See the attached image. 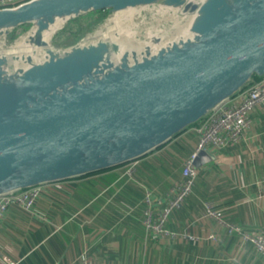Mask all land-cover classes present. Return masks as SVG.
I'll return each instance as SVG.
<instances>
[{"label": "water", "instance_id": "1", "mask_svg": "<svg viewBox=\"0 0 264 264\" xmlns=\"http://www.w3.org/2000/svg\"><path fill=\"white\" fill-rule=\"evenodd\" d=\"M151 5L186 25L196 16L192 35L166 41L163 29L148 31L160 46L121 60L111 58L115 38L56 49L42 37L58 17ZM21 25L37 26L34 44L49 49L13 71L0 56V195L139 159L264 76V0H29L0 8V36ZM222 157L202 149L193 163Z\"/></svg>", "mask_w": 264, "mask_h": 264}, {"label": "crops", "instance_id": "2", "mask_svg": "<svg viewBox=\"0 0 264 264\" xmlns=\"http://www.w3.org/2000/svg\"><path fill=\"white\" fill-rule=\"evenodd\" d=\"M250 115L241 140L212 150L223 155L221 162L199 168L192 192L170 214L168 227L196 240L157 237L144 225L145 189L163 201L196 151L199 135L191 126L159 152L135 160L131 177L120 166L41 184L31 210L11 206L1 221L0 264H264L237 230L264 234V103ZM174 145L187 149L175 155L180 166L168 174L157 158L172 156ZM208 205L223 213V221L203 217Z\"/></svg>", "mask_w": 264, "mask_h": 264}, {"label": "built area", "instance_id": "3", "mask_svg": "<svg viewBox=\"0 0 264 264\" xmlns=\"http://www.w3.org/2000/svg\"><path fill=\"white\" fill-rule=\"evenodd\" d=\"M29 0H0V8L12 7ZM264 103V78H252L236 95L222 101L204 118L195 125L199 135L196 151L184 162L182 178L176 180L169 188L163 201L155 197L154 190L145 189L144 225L149 232L157 237H179L196 240L194 235L186 232H176L168 227V221L173 209L180 207L192 192L195 181L199 176V168L193 163L198 151H221L226 147L238 143L244 136L251 123V111ZM135 166L127 167L125 174L131 177ZM41 193V185L15 190L0 195V223L11 206H18L24 210H31ZM259 195L264 196V178L259 189ZM159 201V203L157 202ZM160 204H163L160 206ZM203 217H215L223 221V213L211 206H207ZM233 229V227L231 226ZM246 240L251 241L256 250L264 256V234H250L237 229ZM216 239L215 234L209 236ZM12 264L14 262L10 261ZM81 264H91L88 259H83Z\"/></svg>", "mask_w": 264, "mask_h": 264}, {"label": "rangeland", "instance_id": "4", "mask_svg": "<svg viewBox=\"0 0 264 264\" xmlns=\"http://www.w3.org/2000/svg\"><path fill=\"white\" fill-rule=\"evenodd\" d=\"M90 13L93 12H88L79 15L76 18L61 23L60 26L61 28L59 27L60 29H58L56 34L55 35L53 34L51 38V42H50L51 45L56 49H64L75 44L80 40L86 42H93L100 39L112 41L114 37L115 38L117 37L119 43L121 41L124 44H131V46L133 45V47H138L141 49L143 47L141 46L142 43H144L149 38L148 31H159L163 29L166 32V34L163 32L166 35L165 40L170 41L173 40L176 35L180 34L178 32H181L183 27L186 25L185 23L186 19H182V17H180L177 12L175 13L161 12L157 8H154V6L151 5V6L136 7L133 9L130 8L127 10L117 12V14L111 13L109 11H104L100 16V18L97 19L96 23L93 26L89 27L86 31H84L82 35H80L79 37L74 36L73 35L74 33L69 35L67 34L65 35L63 33L64 30L71 24L73 20H76L80 16H86ZM121 16H123L124 18ZM30 28L31 25H21L17 27L15 30L9 32L7 35L0 36V54L4 52L12 51L16 42L19 41L21 38H23L24 35H26L29 32ZM116 32H117V36L115 35ZM130 33H134V35L131 36ZM19 65L22 66L24 64L22 62H19ZM10 67L11 70L13 71L15 66L13 64H10ZM187 129H185L184 131L173 137L170 141L148 152L141 158H145L149 155L159 152V150H162L165 147V145L169 144L174 139L179 137ZM133 162H135V160L123 163L116 167L125 166L127 168L128 166L132 165ZM80 177L81 176H79L78 178Z\"/></svg>", "mask_w": 264, "mask_h": 264}, {"label": "bare ground", "instance_id": "5", "mask_svg": "<svg viewBox=\"0 0 264 264\" xmlns=\"http://www.w3.org/2000/svg\"><path fill=\"white\" fill-rule=\"evenodd\" d=\"M127 9H130V8H127ZM127 9H125V10H127ZM122 13H120V14H122ZM121 17H123V16H121ZM195 17L196 16H192V15L189 16V18L187 20L188 24L181 31L182 35L184 37L188 36V35H192V32L190 30V28H191L190 26L194 22ZM64 20H65L64 17L63 18L62 17L56 18L55 22L53 24H50V26L43 31V33H42L43 40H45L46 42H48L50 44L53 34H55V32L59 29V27L61 26V23H63ZM36 31H37V26H35L32 30H30L19 41H17L16 44L14 45L12 51L4 52V53L0 54V56H3L6 58V64L4 65V67L7 71L9 70L10 64H13L15 67H19L20 66L19 62H22L25 65V60H27L28 56H31L33 59H36L40 55H44L45 52H47V50L49 49L48 47L45 48V46H36L34 44L33 38L36 34ZM150 32L152 33V31H150ZM150 32L148 33V37H150L149 36L151 34ZM153 32H156V31H153ZM157 36L160 37V44H163L164 41H163L162 36H159V35H157ZM115 39H117V38H115ZM117 42H118L117 44L119 45V48L115 52H112V57H111L114 60H121L122 56L126 53H128L129 56H131V52H135L136 50H137L136 52L139 53L140 51L144 50L147 46H149L150 48H157L160 46L159 44L152 42V40H149V38L144 43H142L141 46H143V47L141 49L138 47H133V45L131 46V44H124L121 41L119 43L118 39H117ZM128 43H131V42H128Z\"/></svg>", "mask_w": 264, "mask_h": 264}, {"label": "trees", "instance_id": "6", "mask_svg": "<svg viewBox=\"0 0 264 264\" xmlns=\"http://www.w3.org/2000/svg\"><path fill=\"white\" fill-rule=\"evenodd\" d=\"M104 11L105 10H100V11H96V12L90 13V14H88L86 16H80L76 20H73L71 22V24L64 30L63 33L65 35L66 34L69 35V34L74 33L73 34L74 36L79 37L80 35H82V33L84 31H86L89 27L93 26L96 23L97 19L100 18V16L102 15V13ZM253 78L255 80H260L263 77L262 76L255 75ZM186 149H187L186 146H184V149L181 150V148H179L178 145H174L173 146L172 156H166L164 154L163 155L160 154V156L157 158V160H159L162 163L160 165V166H162V170L164 172L170 174V173H172V171H174L175 169H177L180 166V162H179V160H177L175 158V155L181 154ZM148 166H150V165H146V167H148ZM114 168L115 167L108 168V169H104V170H100V171H97V172H93V173H89V174H86V175H82L81 177H85V176H88V175H95V174L103 173L105 171H108V170H111V169H114ZM133 175H134V173H133Z\"/></svg>", "mask_w": 264, "mask_h": 264}]
</instances>
